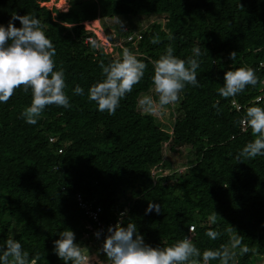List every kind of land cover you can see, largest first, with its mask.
<instances>
[{
  "label": "trees",
  "instance_id": "1",
  "mask_svg": "<svg viewBox=\"0 0 264 264\" xmlns=\"http://www.w3.org/2000/svg\"><path fill=\"white\" fill-rule=\"evenodd\" d=\"M39 1L44 0H0V23L6 26L13 13L41 20L56 48L55 64L64 70L70 107L47 105L30 125L21 117L31 103L30 89L21 86L0 103V242L19 240L34 264H64L52 242L65 227L74 231L77 243L85 232L86 217L73 196L79 191L100 204L105 216L106 211L113 216L126 211L123 225L136 223L151 246L175 243L188 236L193 224L192 241L201 251L228 244L238 233L250 251L237 254L235 264L264 261V156L236 160L254 138L251 129L240 131L239 124L264 78V0H72L67 10L55 9L54 15ZM116 15H163L165 22L161 27L154 21L139 40H124L113 55L84 22ZM13 23L20 26L18 20ZM86 37L95 38L96 47ZM116 39L114 34L111 40ZM167 46L180 58L191 56L194 46L202 52L199 85L182 90L183 114L173 120L171 132L138 105L153 86L152 61ZM125 48L147 64L144 77L114 114L99 112L87 89L102 79L101 62L120 59ZM237 67L253 68L257 84L234 97L220 96L224 72ZM77 84L85 95L73 93ZM231 99L239 110L231 107ZM50 136L56 140L50 142ZM165 142L170 150L175 144L194 149V160L170 179L151 174L167 159ZM150 200L161 205L159 213H145ZM214 211L216 222L211 223ZM209 229L221 235L210 240Z\"/></svg>",
  "mask_w": 264,
  "mask_h": 264
},
{
  "label": "clouds",
  "instance_id": "2",
  "mask_svg": "<svg viewBox=\"0 0 264 264\" xmlns=\"http://www.w3.org/2000/svg\"><path fill=\"white\" fill-rule=\"evenodd\" d=\"M20 21V26L14 21ZM119 20V26L121 25ZM70 27V26H69ZM92 47L97 42L90 39ZM156 43V41H153ZM56 48L46 35L45 26L34 14L18 15L13 13L5 26L0 23V103H5L14 90L23 86L31 90V103L21 112L27 124L35 125L47 105L55 104L63 108L70 107L69 96L65 92L66 83L63 68L55 64ZM234 57V52L230 54ZM200 47L192 48V55L180 58L173 48L167 46L158 59L152 61V89L156 97L145 94L138 100L142 111L152 113L156 105L160 107L174 105L181 99V92L186 85L198 86L197 69L200 67ZM102 79L89 86L87 98L94 101L99 112L112 115L120 106V101L130 93L133 86L144 77L147 64L129 49L123 50L122 57L108 64H100ZM258 82L256 72L251 67H237L224 72L223 86L218 89L222 97H234L247 85L255 86ZM73 93L85 95V89L77 84ZM257 100L245 110L241 123L251 129L254 138L248 141L238 152L236 160L253 159L264 156V105ZM161 211V205L149 201L145 213ZM214 211L209 220L216 222ZM229 228L227 231H232ZM189 231L191 229L189 228ZM99 238L101 232H94ZM220 231L209 229L206 236L215 240ZM52 251L64 264H82L84 255L82 246L75 240V233L68 227L58 232L53 242ZM236 249L239 250L235 251ZM106 256V264H235L237 254L250 251L242 245L239 234L231 237L230 243L219 248H207L201 251L190 236L168 246H151L145 243L138 232L136 223L129 220L126 226L119 220L114 226L109 225L100 248ZM0 264H30L29 252L19 240L12 237L0 242Z\"/></svg>",
  "mask_w": 264,
  "mask_h": 264
},
{
  "label": "rangeland",
  "instance_id": "3",
  "mask_svg": "<svg viewBox=\"0 0 264 264\" xmlns=\"http://www.w3.org/2000/svg\"><path fill=\"white\" fill-rule=\"evenodd\" d=\"M71 1L72 0H44L39 1V6H44L52 10V15H54L55 9L60 11L67 10ZM119 20L122 22L120 26ZM154 21L159 23L161 27H164L165 18L163 15H142L133 17L116 15L115 17L104 18L101 21L98 19L85 21L84 26L95 35L96 41H98L99 45H101L105 51L116 55V47L124 46V42L126 41V36H123L126 29L128 30L130 26H133L132 28H134L136 32L141 33L142 31L150 30ZM114 34L118 36V39L112 41L111 38ZM152 87L150 89H152ZM145 94L152 95L154 99L156 97V94L150 90L145 92L143 95ZM180 101L181 99L174 105H166L163 107L156 105V110L150 113L154 116L155 122L160 128L171 132L173 120H175L177 116L183 114L182 110L179 108ZM139 110L142 113H146L142 111L140 107ZM169 145L170 142L164 143L167 159L162 165H159L155 169H151L152 175L155 176L158 173H162L164 177L170 179L172 173L176 171L182 172V170H184L194 160V149L190 145L186 147L184 144H175L174 149L172 150L169 149ZM168 179H166V181ZM92 235L93 233H88L85 230L83 235L80 237L78 244L82 246V251L90 252L93 249L101 252V245L94 239V237H92Z\"/></svg>",
  "mask_w": 264,
  "mask_h": 264
},
{
  "label": "built area",
  "instance_id": "4",
  "mask_svg": "<svg viewBox=\"0 0 264 264\" xmlns=\"http://www.w3.org/2000/svg\"><path fill=\"white\" fill-rule=\"evenodd\" d=\"M126 34V41H136L141 38V33L136 32L135 30L128 32ZM90 39L95 40L93 37H86L85 41H90ZM257 97L263 98L264 97V78L261 81V86L259 88V94ZM257 97L255 98V101L257 100ZM230 105L232 108L239 110L241 106L235 99H231ZM243 118V117H242ZM241 118V120H242ZM240 131H244L246 128L241 123L239 124ZM56 140V137L50 136L49 141L54 142ZM62 147H58L57 151L61 152ZM74 199L79 206V208L82 210L84 216L86 217V220L84 221V228L86 232L93 233L92 237L96 238L98 241H100V245H102V241L104 239V236L107 234V228L109 225H115L119 220H124V217L126 216L125 211H121L117 214V216H113L109 211H106V216L104 215L103 208L100 204L96 203L95 201H91L90 199L84 198L83 194L79 191H76L74 193ZM189 228L191 231H189ZM99 230L101 232V236L97 238L94 235V232ZM195 227L194 225L188 226V236L192 238L194 235ZM92 249V251H83L84 260L82 261V264H106V256L101 251L100 253ZM30 264H34V260L30 261Z\"/></svg>",
  "mask_w": 264,
  "mask_h": 264
},
{
  "label": "crops",
  "instance_id": "5",
  "mask_svg": "<svg viewBox=\"0 0 264 264\" xmlns=\"http://www.w3.org/2000/svg\"><path fill=\"white\" fill-rule=\"evenodd\" d=\"M259 264H264V261H261Z\"/></svg>",
  "mask_w": 264,
  "mask_h": 264
}]
</instances>
